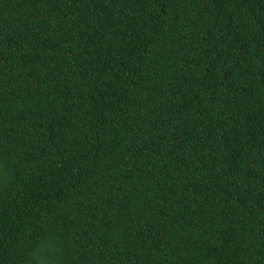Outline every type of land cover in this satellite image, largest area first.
Masks as SVG:
<instances>
[{
	"label": "trees",
	"instance_id": "1",
	"mask_svg": "<svg viewBox=\"0 0 264 264\" xmlns=\"http://www.w3.org/2000/svg\"><path fill=\"white\" fill-rule=\"evenodd\" d=\"M0 264H264V0H0Z\"/></svg>",
	"mask_w": 264,
	"mask_h": 264
}]
</instances>
